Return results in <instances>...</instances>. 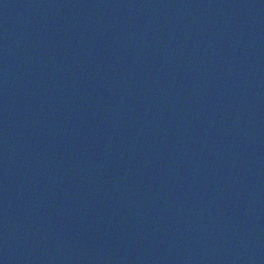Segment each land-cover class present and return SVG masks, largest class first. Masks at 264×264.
<instances>
[{
  "label": "water",
  "instance_id": "95a60500",
  "mask_svg": "<svg viewBox=\"0 0 264 264\" xmlns=\"http://www.w3.org/2000/svg\"><path fill=\"white\" fill-rule=\"evenodd\" d=\"M0 264H264V0H0Z\"/></svg>",
  "mask_w": 264,
  "mask_h": 264
}]
</instances>
